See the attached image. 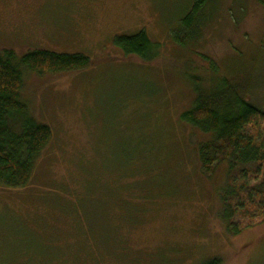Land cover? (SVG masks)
Masks as SVG:
<instances>
[{"label":"rangeland","instance_id":"374dc122","mask_svg":"<svg viewBox=\"0 0 264 264\" xmlns=\"http://www.w3.org/2000/svg\"><path fill=\"white\" fill-rule=\"evenodd\" d=\"M202 36L174 41L192 0H0V51L83 54L84 71H26L22 98L52 140L27 186L0 185V264H264V224L221 218L227 165L183 114L228 79L264 107V0H210ZM144 31L149 60L117 37ZM199 32V33H200Z\"/></svg>","mask_w":264,"mask_h":264},{"label":"trees","instance_id":"16d2710c","mask_svg":"<svg viewBox=\"0 0 264 264\" xmlns=\"http://www.w3.org/2000/svg\"><path fill=\"white\" fill-rule=\"evenodd\" d=\"M191 11L173 38L182 47L196 42L201 13L210 0H192ZM200 32V33H199ZM117 47L127 55L149 60L158 56L159 45L146 32L117 37ZM94 65L83 54H57L35 50L19 57L14 50L0 51V185L27 186L37 160L53 133L37 121L22 98L24 73L40 76L84 71ZM193 108L182 118L211 139L199 147L202 171L211 176L227 165V181L221 189V218L228 232L240 234L264 224V107L257 105L247 88L223 79L214 89L203 90L195 83ZM202 264H222L212 258Z\"/></svg>","mask_w":264,"mask_h":264}]
</instances>
